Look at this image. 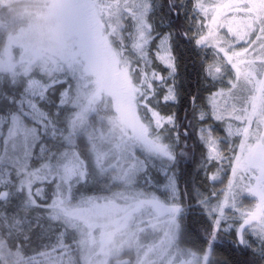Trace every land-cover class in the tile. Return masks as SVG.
I'll return each instance as SVG.
<instances>
[{"label": "rangeland", "instance_id": "1", "mask_svg": "<svg viewBox=\"0 0 264 264\" xmlns=\"http://www.w3.org/2000/svg\"><path fill=\"white\" fill-rule=\"evenodd\" d=\"M187 1L193 35L210 55V77L224 79L229 87L219 88L209 101L210 107L198 112L200 120L224 119L223 125L209 122L198 128L209 164H214L209 173L213 192L221 193L222 198L219 208L214 209L215 222L264 257V0ZM0 9V27L9 29L0 56V76L16 70L30 74L41 65L40 71L48 80L30 77L17 107L40 125L48 141L61 137L65 130L41 104L51 86L73 77L80 109L69 125L71 132L91 112L109 105L112 115L107 119L123 149L132 154L142 149L158 159L174 158L161 134L174 126V116L161 113L149 100L158 89L163 93L162 102L176 100L175 57L170 33H154L147 1L0 0ZM152 42L156 47L151 53ZM150 53L166 72L148 70ZM61 72L66 76L60 77ZM70 87L62 92L56 113L71 101ZM235 97L244 104L225 115L223 110L230 103L234 105ZM8 119L0 114V151ZM47 150L48 142H44L37 157L43 158ZM158 171L163 183L156 184L148 175L139 186L144 190L154 185L157 193L135 192L119 201L91 200L82 207L63 209L89 233L87 264H108L124 249L141 245V232L152 234L154 239L137 249L141 251L137 264H206V255L192 252L181 241L183 206L176 175L160 165ZM85 173L77 156L62 166L65 180ZM13 186L11 169L0 164V221L11 219L13 225L7 226L24 232L28 223L19 217L8 218L3 211ZM27 188L29 194L45 198L44 183L32 189L27 183ZM132 223L136 226L133 238H127L126 230ZM66 233L63 229L31 260L36 264H77L78 248L67 242ZM127 260L119 258L116 264Z\"/></svg>", "mask_w": 264, "mask_h": 264}, {"label": "trees", "instance_id": "2", "mask_svg": "<svg viewBox=\"0 0 264 264\" xmlns=\"http://www.w3.org/2000/svg\"><path fill=\"white\" fill-rule=\"evenodd\" d=\"M150 6L149 20L153 24L155 35L170 33L172 50L175 57L176 100L162 102V91L157 90L149 103L165 115H172L175 124L163 134L173 159H158L142 149L132 154L123 149V142L117 144L118 133L108 121L111 116L109 105L106 109H96L87 120L77 125L74 132L70 124L80 109L76 97V80L69 77L51 86L47 100L42 106L49 112L52 120L64 127L65 133L56 140H47L40 125L23 115L17 107L26 83L33 75L45 78L36 65L33 72L25 74L16 70L5 71L0 76V114L8 115L3 126L0 164L12 171L14 186L10 200L3 207L10 217H19L27 224L24 232L11 230L13 220L0 221V264H36L31 260L43 250L46 244L54 242L58 234L66 229V240L78 248L77 264H87L86 227L63 213L64 208H78L91 200H122L124 195L135 192L157 193L158 189L150 185L140 189V180L148 175L161 184L164 178L158 166L174 172L181 190L183 206V235L181 241L185 247L200 256L206 255V264H264L254 249L240 242L234 233H227L216 225L214 209L221 204V193L213 192L209 173L213 171L207 159V149L198 136L201 124L212 122L223 125L224 119L216 117L199 119V109L209 108V101L219 88L229 89L226 81L212 79L208 71V58L192 32V24L187 13V0H145ZM1 12V9H0ZM9 29L0 27V56L6 42ZM153 42L149 48L152 53ZM148 57V70L166 69L155 60L153 54ZM32 74V75H31ZM65 77L67 73H59ZM71 85V101L61 113H56L62 92ZM227 106L225 115L235 112L238 102ZM222 111V109H221ZM215 116L217 113L212 111ZM223 114V113H222ZM48 142V150L43 158H38L41 144ZM119 145V146H116ZM73 156L82 163L85 176L65 180L62 166ZM135 162L133 166L131 163ZM126 172V173H125ZM126 175H123V174ZM30 189L40 183L46 185L45 198L40 199ZM16 215V216H15ZM7 223V224H5ZM23 225H25L23 223ZM126 230L127 238H133L135 223ZM26 227V228H25ZM133 231V233H132ZM135 237V236H134ZM134 248H126L119 256L112 257L108 264H116L119 258L127 257L124 264H137L136 257L154 239L152 234L141 232ZM129 241V239L127 240ZM123 264V262L121 263Z\"/></svg>", "mask_w": 264, "mask_h": 264}, {"label": "flooded vegetation", "instance_id": "3", "mask_svg": "<svg viewBox=\"0 0 264 264\" xmlns=\"http://www.w3.org/2000/svg\"><path fill=\"white\" fill-rule=\"evenodd\" d=\"M155 47H156V45H154V48L152 49V51H154Z\"/></svg>", "mask_w": 264, "mask_h": 264}]
</instances>
